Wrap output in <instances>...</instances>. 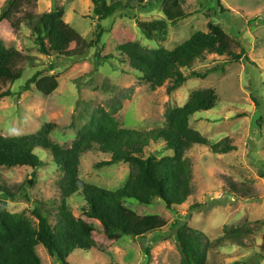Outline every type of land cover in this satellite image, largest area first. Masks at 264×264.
Wrapping results in <instances>:
<instances>
[{
    "label": "rangeland",
    "instance_id": "1",
    "mask_svg": "<svg viewBox=\"0 0 264 264\" xmlns=\"http://www.w3.org/2000/svg\"><path fill=\"white\" fill-rule=\"evenodd\" d=\"M148 1L145 8L119 12L98 22L91 0H37L15 16L21 27L13 28L8 21L2 23L0 42L17 50L21 61L16 68L19 79L0 78V93H11L0 99V136L31 134L52 123L56 125L53 141L70 148L100 109L112 113L125 129L149 132L163 127L168 108L183 107L194 92L214 89L219 97L218 106L197 113L191 119V127L211 142L228 138L236 149L217 154L208 146L196 145L189 150L186 155L193 163L194 193L174 211L168 210L162 201L148 206L127 200L125 206L137 214L161 216L168 222L162 232L146 239L124 236L117 242L108 240L99 222L84 216V197L74 195L68 199V205L84 223L97 247L91 251L76 250L67 261L68 264H181L182 255L173 228L181 221L202 233L204 242L210 240L213 244L207 264H264V0H187L188 17L176 25L171 23L170 14L177 0ZM7 2L0 0V15ZM59 8H64L65 22L81 39H72L64 56L48 57L40 53L26 17ZM211 21L234 40L232 54L240 56V60H235L233 55H206L195 67L196 71L217 66L225 69L206 78H190L173 94H168L169 82L152 91L130 71L119 53V46L128 42L140 43L148 49L174 50L197 32L207 33ZM153 22L167 23L165 39H155L156 33L152 39L145 36L141 24ZM100 31L103 35L98 42ZM90 43L93 48L89 47ZM37 73L55 76L58 90L44 95L33 84L24 91ZM163 149V142L152 143L147 152L173 155V151ZM37 151L44 167L2 170L6 185L16 194L15 199L5 201L10 212L23 214L34 226L39 223L36 208L55 226L62 205L59 182L64 174L50 153ZM109 160L110 155L96 150L89 152L81 158L80 177L105 190L122 187L129 177L130 165L97 167ZM237 227L252 231L245 240L246 247L217 246L226 228ZM36 252L42 264H63L43 245L37 246Z\"/></svg>",
    "mask_w": 264,
    "mask_h": 264
},
{
    "label": "trees",
    "instance_id": "2",
    "mask_svg": "<svg viewBox=\"0 0 264 264\" xmlns=\"http://www.w3.org/2000/svg\"><path fill=\"white\" fill-rule=\"evenodd\" d=\"M37 0H8L0 15V25L6 21L13 28L21 27L15 16L26 5L33 6ZM98 22L115 16L119 12L145 8L148 0H91ZM187 0H177L170 14L171 23L176 25L188 17L185 12ZM65 10L59 8L43 14H29L26 23L35 36V43L42 55L62 57L66 54L69 42L81 37L64 19ZM209 31L197 32L191 39L174 50L164 47L148 49L137 42H128L119 46V53L140 81L148 84L152 91L169 82L168 94L183 87L190 78H206L211 73L225 69L217 66L205 71H196L195 67L206 55L224 57L232 54L234 40L215 22L209 23ZM148 39H165L167 23L153 22L141 24ZM97 29H101L98 24ZM103 32H97V41ZM93 48V43L88 44ZM81 54H79L80 57ZM235 56V55H233ZM235 56V60H240ZM21 61L20 53L7 48L0 42V78L17 80L16 71ZM222 67V68H221ZM185 71H191L185 74ZM35 84L44 95H51L59 88L55 76L37 73L31 78L24 91ZM11 96L10 92H1L0 99ZM219 97L214 89L194 92L183 107L168 108L163 127L142 132L125 129L114 115L103 109L93 114L78 139L70 148H64L51 138L56 125L45 124L40 130L12 137L0 136V264H42L36 247L43 245L48 253L63 264L76 250L96 249V242L90 236L84 223L75 217L68 205V199L80 194L86 201L83 214L90 220L99 222L103 235L110 241H120L124 236L134 240L146 239L166 228L168 222L161 216H142L125 206L127 200H135L143 205H155L162 201L168 210L187 203L193 195V163L186 153L196 145L208 146L214 153L227 154L236 148L228 138L219 142L208 141L199 131L191 127V119L201 112H207L218 106ZM164 143V151H173V155L148 153L152 143ZM37 150L48 152L53 162L63 171L59 182L62 205L59 209L58 224L53 225L48 216L36 208L38 226L21 213L8 210L5 200H13L16 194L3 179L4 168L31 167L38 170L45 166ZM96 150L111 156V160L97 164L98 168L111 167L124 163L130 165V173L125 184L113 191L105 190L84 181L80 177L81 158ZM37 176L36 172L33 173ZM244 197L245 196H241ZM176 229L178 247L182 255L181 264H207L208 254L213 246L204 242V235L178 221ZM251 230L248 227L225 229L224 235L217 240L219 247H246ZM147 258L150 251L146 250Z\"/></svg>",
    "mask_w": 264,
    "mask_h": 264
}]
</instances>
